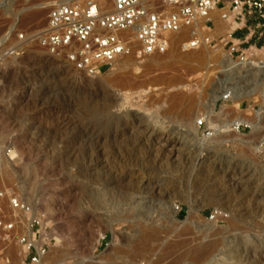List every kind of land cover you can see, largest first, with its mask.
Here are the masks:
<instances>
[{
    "label": "rangeland",
    "instance_id": "1",
    "mask_svg": "<svg viewBox=\"0 0 264 264\" xmlns=\"http://www.w3.org/2000/svg\"><path fill=\"white\" fill-rule=\"evenodd\" d=\"M50 1L0 8L1 55L18 52L0 61V190L46 217L41 264H264V69L247 65L264 45L243 62L214 23L208 48L186 30L89 76L31 42ZM23 247L0 241V264H28Z\"/></svg>",
    "mask_w": 264,
    "mask_h": 264
},
{
    "label": "built area",
    "instance_id": "2",
    "mask_svg": "<svg viewBox=\"0 0 264 264\" xmlns=\"http://www.w3.org/2000/svg\"><path fill=\"white\" fill-rule=\"evenodd\" d=\"M110 12L96 0H71L49 7L45 26L31 36V42L55 56H63L76 70L89 76L109 69L135 43L144 54L163 53L172 34L196 23L202 29L214 26L211 12L224 21L233 19L264 45V0H112ZM232 33H229L231 38ZM184 42L194 48L199 38ZM20 37H23L20 34ZM212 42V41H211ZM261 44V45H262ZM231 44V52L244 48ZM253 45V44H250ZM257 48L258 44L254 43ZM18 52L6 50L2 57ZM227 99V98H226ZM202 122L199 123L201 125ZM239 127V126H238ZM46 217L24 200L13 187L0 190V241L4 250L12 242L27 248L28 264H40L47 254L50 238ZM1 253V252H0ZM69 264V263H63Z\"/></svg>",
    "mask_w": 264,
    "mask_h": 264
},
{
    "label": "bare ground",
    "instance_id": "3",
    "mask_svg": "<svg viewBox=\"0 0 264 264\" xmlns=\"http://www.w3.org/2000/svg\"><path fill=\"white\" fill-rule=\"evenodd\" d=\"M9 1H11L12 2V0H1L0 1V8H3V7H5L6 6V3H8ZM59 1V0H58ZM64 1H71V0H61V2H64ZM89 1V0H88ZM91 1V0H90ZM97 2H98V4L100 5V7L103 9V10H106V12H110L111 10H112V8H113V2H112V0H109V2L107 1V0H96ZM57 2V1H56ZM60 2V1H59ZM58 2V3H59ZM49 3H54V1H50ZM51 4V5H52ZM55 4V3H54ZM44 5H46V2H43V3H40V4H38L36 7H34V8H44ZM51 5H49V7L51 6ZM33 8V9H34ZM26 10H27V8H25ZM29 9V8H28ZM20 12H22V11H20ZM218 15H219V17H220V13L218 12V11H213V12H211V14H210V17L211 18H213L215 21H216V17H218ZM221 19V18H220ZM202 23L201 24H198V23H196L192 28H184V29H182L180 32H183V31H186V30H188L189 31V33L191 34V40H193L194 39V35H193V33H195V37H197V38H199V40H200V38H201V40H200V43L202 42V44L205 46V47H209V41L205 38V37H203V33H202V31H203V29H202ZM228 33V31H226V35H227V37H229V34H227ZM212 36H213V38L215 37L214 36V33H210ZM170 40H172V39H170ZM171 43V42H170ZM200 43L198 44V46L200 45ZM223 49V48H222ZM219 52H222V50H221V48L219 49V51H218V53ZM37 56H39L40 58L42 57V58H46L47 59V61H50V63H52V64H58V61L56 60V59H53V58H51V57H44V55L42 56V55H37ZM115 62V61H114ZM113 62V63H114ZM11 64V62L10 61H5V62H3L1 65H0V74L2 75V76H5V74H6V69L8 68V66ZM241 64H244V63H242V62H240V61H234L233 59H231V57H229V56H226V60H225V65L226 66H230V67H234V66H238V65H241ZM247 65L250 67V68H262V69H264V48L262 49V53L260 54V55H258V56H256V57H252L251 58V60L247 63ZM18 90H17V88H15L14 89V92H17ZM3 100V99H2ZM10 103H13V96L8 100ZM7 101V102H8ZM8 102V103H9ZM2 113V112H1ZM2 116V115H1ZM187 121H189L190 122V119H189V117L187 116ZM192 120V119H191ZM241 120V119H240ZM246 120H249V119H245V121ZM243 121H244V119H243ZM247 122V121H246ZM191 123V122H190ZM241 123V122H240ZM248 123L250 124V127H252L253 128V130H258L259 129V125H258V123H253V122H250V121H248ZM258 125V126H257ZM223 127V126H222ZM196 129V128H195ZM224 130V131H223ZM231 130H233V127H232V124H226L225 126H224V128H222L221 129V131H223V132H229V131H231ZM220 131V132H221ZM222 132V133H223ZM161 238V237H160ZM239 247V246H238ZM22 253H23V255H25V257H26V254H27V248L26 247H23V250H22ZM255 253V252H254ZM204 255H205V252H204V254H202L201 253V255H200V257H204ZM46 256V255H45ZM45 256L44 257H42V259H41V261L45 258ZM199 257V256H198ZM199 257V258H200ZM24 258V257H23ZM83 262H85V263H91L93 260L92 259H84V260H82ZM40 264H41V262H40ZM247 264H253V262L252 261H250L249 259H248V261H247Z\"/></svg>",
    "mask_w": 264,
    "mask_h": 264
},
{
    "label": "crops",
    "instance_id": "4",
    "mask_svg": "<svg viewBox=\"0 0 264 264\" xmlns=\"http://www.w3.org/2000/svg\"><path fill=\"white\" fill-rule=\"evenodd\" d=\"M216 23L218 24L217 31H219L220 33H226V31H228L227 34H229L233 32L231 38H228L226 40L225 45L238 43L241 44L240 48H245L250 44H254V43L258 44V46L262 44V40H259L256 36L249 35L247 29L241 28L242 25L236 24V22L233 19L229 21H224L220 19L218 15V17H216L215 24Z\"/></svg>",
    "mask_w": 264,
    "mask_h": 264
}]
</instances>
